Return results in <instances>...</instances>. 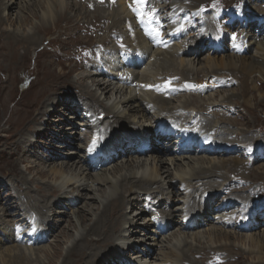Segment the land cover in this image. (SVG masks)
<instances>
[{
  "label": "bare ground",
  "instance_id": "obj_1",
  "mask_svg": "<svg viewBox=\"0 0 264 264\" xmlns=\"http://www.w3.org/2000/svg\"><path fill=\"white\" fill-rule=\"evenodd\" d=\"M76 1L78 2L79 0H75V1L72 0L71 3H69L67 7H65V0H48V3L46 5H43L42 3L35 1V2L31 3L30 5L25 6V10L29 11L30 7L33 9L34 8L42 9L43 14H42V20H41L40 27L45 29V27L49 24L48 22L51 20H54L52 18H54L56 16L61 17L63 15L62 11L65 8H67L66 10L70 11L71 17L63 16V18H62L63 20H61V21H63L64 24H61L62 22L60 21L61 23H59L55 28L59 27L60 29H64L65 33H67L66 32L67 30H73L75 32L77 30L78 26H77V23H75V24L71 23V22L75 21L74 19L76 17V16L74 17L72 15L73 14L77 15V14H79L78 12L83 11V10H86L85 14H88L87 8L90 10L89 7L85 8L82 4H79ZM87 1H91V0H85V3ZM117 1L119 3V6L117 7L116 11L112 12V14L111 13L109 15L105 14L106 9H103V6L101 5L100 1H98V8L99 9L93 11V12H96L97 16H99L101 19L110 20L111 22H112L111 19H113V23H112L113 27L110 28L111 32L109 31L108 38L104 39V40H106V42H105L106 44L101 43V44L96 45L97 47H100L102 49V50H100L101 52L104 50L102 61H104L105 64L102 61H100V62L97 61V58L95 60H93L92 62H90V64H88V65H85V63H83V66H84L83 69L85 72L83 74H81L79 80L78 79L77 80H70V83L68 82V83L63 84L64 82H62V84H59L62 86L65 85V86H69V87H71V86L76 87V88H78V90L80 89L79 97H77V98L74 97L73 95L70 96V95H66V94H59L58 89H60L62 86H57L56 83L50 84L49 80L46 78L45 74L41 75L42 73L37 71V69L40 70L39 67L41 66L39 64V61H38L39 57H42L43 53L45 52V49H43V46H42L44 41H45V36L49 35L51 33L52 29L50 31H47V32L44 31V34L42 36L36 35V33H31L30 35L26 34L24 36L15 34L14 32H12V34L0 33V58H3L5 60L8 59L11 62L17 61L19 58V52H18L19 49L18 48L21 46L23 47V49H27V51H28L27 54H29L32 50H34V52L37 56L36 60H35L36 68H34V69H33V67H32V69H27L24 67V68L15 69L11 73L0 71V101H7L9 103L10 109L12 111H14V110L17 111V118H18L17 122L22 121L24 123V125H20V123H19L17 131H15V133H12L9 135H6V133H4V135L0 134V147H2V145L5 144L6 149L8 150L7 161H11V159L13 157H15L16 152L13 149H16L17 152L21 151L20 152V154H22L21 162H23V163H24V160L29 158L27 155L31 154L32 150L48 149L49 151H51V153L47 157H44V155H42L43 157L38 156V165L41 164L44 166L45 164L48 163L49 165L48 164L47 165L49 168H50V166H52L50 171H51L52 175H54V177H61L67 171H73L74 170L75 172H78L79 177L81 178L80 180H78V182L72 181L73 179L71 181L70 180L66 181L65 183H62L64 185H62L60 187H51V186L45 184V187L41 190V188L36 186V190H35V189H33L32 183L28 179H25L24 173L19 168L21 165V162L19 163V161H18L17 170L19 172V175H16V176L12 175V177H13V181H15V183L17 184V187L19 189L18 193L19 194L21 193L20 195L18 194L19 195V202H21V203L16 204L14 202L16 204V207H15L13 205V203L10 204L7 201L5 203H2L0 201V212L2 213V214L0 213V250H1V252H2V250L5 249L4 247L7 246L5 249V252L3 251V253H1V255H0V264H2V263L3 264H32V262H37L38 264H42L41 263L42 259L37 254L38 251L44 250L43 249L44 246H42V244H40V243L45 242L47 244V242H48L47 238H49L46 236L47 233L53 235L54 233H56V231H57L56 229L59 227V226L55 225L54 220L56 217L54 218L55 215L52 217V213L60 214L59 216H61V217H64V216L67 217L68 213L61 211V210H57V209H59L63 205H66L67 203H69L68 204L69 206H71L74 203V198H66L68 196V193H72V192H70L71 190H69V192H68V189H71L74 187L77 189V191L81 190V192H84L87 190V187H88V185L86 187L84 184H89L88 180H91V179L95 180L94 182H92L93 184L100 181V179L98 180L99 176L91 175L90 173L85 171L83 169V167H86V169H88V171H92V170L96 169L95 164L103 162L104 158H107L110 156L114 157L113 155L115 154V152L119 153V154L125 152V154L128 156L127 158H129V154L133 153V151H135L136 148L139 147L138 144H142V145L148 144V137H146V139L143 138L139 141H136L135 139H129L128 137H131V135H134V133L146 131V128L149 126V124L151 125V121H153L155 119L156 120L153 122V125H155V128L158 127L159 123H162L163 121H165L164 120L165 117H168L169 115H172V116L177 115L179 112V109L182 107L180 104L171 103L172 101L176 102L174 100L170 99V100L165 101L160 96L159 97L150 96V95H153V93L151 92L150 89H153V91H154V88L157 86V84L155 83L156 79L159 81V79L162 78L164 81L166 80V82H168V83H170V82L174 83V82L181 81V79H184L182 76H184V77L187 76V78H185V80L189 79L188 76H190V75H188V74L193 73L191 71L192 67L189 68V67H183V66H185V65L189 66L188 64H186V61H187L186 58L190 57L192 53L194 55H197L200 52V49H201L200 47H204V45H206V43L203 44L205 36L207 38L210 37V39L213 41H215L220 34L226 35V37H227V34L225 32L217 33V29H216L217 26L214 25V23H212V17L213 16H211V18L209 16L210 19L208 21H203V22L202 21L198 22L200 20L199 18H197V21L194 20L195 17L194 18H188V19L192 20L193 23L195 22V25H197L198 27L206 26L207 27V34L205 36L201 35V39L196 38L194 40V42L192 44H190V47H184L182 50H177V48H174V47L169 49L173 53V56L170 57L169 59L165 58L164 61H166L167 63H169V65L172 66L173 62L175 61V56H177L178 58H179V56H181L182 57L180 59L181 64L179 65L181 67L178 66L179 68H177L176 70H170V68H166L165 65H160L159 67L162 69H157L158 66L156 68L155 67L156 64H152L153 61L150 62V60H152V58H153V57H151L152 54L156 55L159 52L160 46L157 45L153 39H151L150 37H148L144 33V31L142 30L141 24L137 22V19L133 14V12L135 10H138L139 7L142 8L143 5H141V4L147 0H139V2H138L139 5L136 6L131 11L128 10V6H127L129 4L128 0H117ZM170 1L172 2V0H169V2ZM179 1L180 0H173V3H170L171 5H168L169 4V2H168V4H166L167 6L161 7L160 12L163 14H168L169 12L173 11L175 5L181 4ZM189 1H192V0H189ZM198 1H200V0H197V2ZM209 1L210 0H208V2ZM193 4H195V3H193ZM191 6H194V5H190V7ZM248 8H249L248 15L250 16V18H249L250 23L246 27V31L252 30V29H258V31L261 30L262 27H256L257 23L254 20L255 19L254 16L258 15V14H259L258 18L264 16V9H262L260 7V8H258L259 13H258V10L256 13V10L251 5H249ZM7 9H9V11H12V9H13L12 5L11 6L9 5L8 0H0V24L2 22L15 23L14 19H12V18L10 19V14L7 17L3 16L4 12H6ZM236 11L237 10H235V12ZM120 12L127 14V16H118ZM188 12L192 13V15L193 14H195V16L197 15V13H195L192 10H189ZM59 13H60V15H58ZM253 14H254V16H253ZM192 15L189 14V16H192ZM18 19H19V17H18ZM24 19H25L24 21L27 22V21H29L30 18L25 17ZM99 21L102 22V20H99ZM257 22L261 23L262 26H264V20L259 19V20H257ZM116 24H119L120 26H122V31L118 30ZM245 26H246V23L244 22L242 27L245 28ZM100 27L102 28V25ZM107 27H109V26H107ZM174 27H176V26H172L171 28H174ZM101 28H100V30H101ZM47 30H49V29L47 28ZM193 30L194 29L191 26H189L185 30V33L189 34ZM262 31H263V28H262ZM94 35H96V34H94ZM39 36H41V37H39ZM256 37H257L256 34L251 33V31H249L247 33V35L243 34V36L241 37V40L243 43H246V45H249V48H251V45H257L258 44L255 41ZM50 38H52V37H50ZM120 38L124 42L123 44H127L130 48L135 46V44L138 45L136 47V49H138L140 51H141V48H140V45L138 44V42L140 40H142L144 43H146L145 38H147V40L149 41L147 44L148 45L150 44L149 48H151V52L149 54L141 51V52H143L142 57L144 58L145 61H144V63H142V65L141 64L137 65V63H139L140 60H137L136 63L134 62L136 65L134 66V64H132L133 71H131V73H130V75H131L130 78H127V79H124L122 76L117 74V72L120 73L119 70L129 69L128 66L127 67L125 66L126 64L124 63V57L123 56L120 57L119 55H120V52L125 53L126 56H134V55L130 54L129 50H126V49L123 50V48H117V49L116 48H110V44L113 41L116 42L117 44H119V47H120L121 45H120L119 40H118ZM259 38H263V36L262 37L260 36ZM249 40H252V41H249ZM10 41L13 43H11ZM254 41H255V43L253 44L252 42H254ZM239 42L241 43V41H239ZM193 44H195L196 47L192 48ZM257 46H259V49L257 51L258 53L256 55L251 54L249 57L245 56L246 54L249 53V51H248L249 49H248V50H245L244 52L243 51H237V52L235 51V54H236L235 56H230V57L221 56V57H215V58H207L206 61L209 64L210 70L207 73L206 72L204 73V71L202 72V74H204L202 80H204L205 78L208 79V77H210V76H212V77L218 76L219 71L220 72L221 71L229 72L228 77H232L230 79H234L235 81H240V82H242V85L244 86L243 97L245 100V105H244L245 108L252 106L251 97L248 94L250 91L249 86L254 83L253 76L256 73L257 74L259 73L262 76H264V44L260 43V45H257ZM89 48H91V47H89ZM92 49L94 50L93 47H92ZM236 49L237 48H235V50ZM154 50H156V51H154ZM163 54H165V53H162L161 55L157 54L155 56V58H158V56H164ZM70 56H71V54H70ZM91 56H92L91 50H87L84 53L83 57H91ZM108 56H109V58H108ZM107 58L108 59L118 58V59H121L122 61L120 63L116 62V65H115L113 63H109L108 60H106ZM21 60H24V57H22ZM51 63H52L53 67H58L54 62L51 61ZM102 65H103V67H102L103 69H106V71L108 70V71L112 72V73L108 72L110 75L116 73V75H111V76H113L111 81L117 79L119 82H124V84H127V85L137 83L140 87L144 84L146 86V89H148L151 93L150 92H146L147 94L142 93L143 97H145L147 99H148V97H150L153 99L152 100H149V99L146 100L145 98L139 97L135 91H129V90L127 91V89H125L126 90L124 93L125 96L123 98H121L120 101L117 102L116 105H114L111 108H108L107 106H105V104L103 103L101 98L105 97V100H108L107 95L110 94L111 92L113 93V91L115 90V87H114V83L106 80V79H108V76H110V75H107L106 73L104 74V72L102 70L100 71V66H102ZM154 67L156 69H154ZM61 68L65 69V70H69L65 66V64H62ZM143 68L147 69V71H143ZM151 68H153V69L151 70ZM139 69H141V70L139 71ZM73 71H74V69H70L69 73H72ZM163 71H166L167 73H164ZM172 71L173 72L178 71V72L171 74ZM126 73L127 72H125V75H126ZM193 74H195V73H193ZM46 75H47V72H46ZM48 75L49 76L51 75L50 71H48ZM195 75L198 77L199 73H196ZM157 76H161V77L158 79ZM238 76H239V78H238ZM5 77H9V81H7V82L3 81L2 79ZM101 77H107V78L100 80ZM87 78L97 79L94 81L95 87L97 88L96 89L97 92L91 93L89 90H87L88 88L86 89V87L83 86V83ZM121 78H123V79H121ZM24 82H30L29 88L24 92H20L19 86ZM79 84H82V85H79ZM129 89H130V87H129ZM123 90H124V88H122V89L119 88L116 93L122 95L124 92ZM236 90H237V88H236ZM142 91L143 90H141V92ZM164 92L166 93L167 91H164ZM99 94H100V96H99ZM162 94H164V93H162ZM175 99H178V98H175ZM150 101H154V103L156 105L151 106ZM167 101H169V103ZM194 103H195V100L185 99V105L188 108L182 107L183 111H190L191 110V112H195L196 110L193 107H191L194 105ZM2 105L3 104H0V119L3 120L5 118V112L6 111L4 112V109H2ZM121 105H122L123 109H125V110L121 111L118 109L119 106H121ZM209 107L220 108V109L222 108L220 106H213V105L209 106ZM209 107L202 112H197L198 114L203 116L204 122L210 121V119H211L209 117V112H210ZM233 107H235V106H233ZM255 108H256V106H255ZM153 109L156 110V114L152 115L151 111ZM248 109H250V108H248ZM55 110H57V111H55ZM80 111L83 113L86 112V113L92 114L93 115L92 117H98L102 113H105L106 114L105 119H109L110 122H107V124L104 123L103 127H100V124L96 123V125L93 128V126H91V125L82 123V120H84L86 117L78 115ZM205 111H207V112H205ZM235 111H237L236 108H235V110L232 109L231 112L228 109H225V108L223 109V112L227 115L229 113H230V115L235 114V113H233ZM213 112H215V111H213ZM94 113H98L97 116ZM166 113H167V116L165 115ZM211 113H212V111H211ZM224 113H223V115H224ZM81 115H83V114H81ZM180 115L184 116L186 114L181 113ZM190 115H191V113H190ZM46 117L49 119H46ZM51 117H53V118H51ZM55 117H57V118H55ZM66 117H67V120H66ZM173 119H175V118H173ZM185 120L186 121L190 120V117H185ZM66 122L69 124L68 128L63 127L64 123H66ZM214 122H216V121H214ZM234 123H236V122H234ZM238 123H240V122H238ZM217 124L218 125L215 124V126H213V128H216V131H217V132L215 131V133L218 134L219 140L221 138H222V140H225V142L228 144L229 149H231V148H233L235 150L237 149V150H239L237 152H240L243 150L242 147L244 146V144H247L250 147H252V146L256 147L258 144L262 145V143H263V142H261V139H262L261 135H260L261 136L260 138L259 137L257 138L256 136H252V137L249 136L248 137L246 135L238 134L237 135L238 139L241 136H243L242 139L240 138L241 142L236 141L237 139H235V138H234L235 140H229V138L231 136L236 135V132H233L232 129H229V127L226 126L225 122L217 123ZM115 125L117 127L118 126L131 127L133 130L130 128L132 131H129L126 129L125 130L119 129L120 131H116V130L114 131ZM89 126H91V128ZM237 128H239V127H237ZM83 129H84V131H83ZM100 129H102L101 134L103 132V134L106 137L108 136L107 131L112 132V135L109 134V137H110L109 140L111 142H110L109 146H106L105 153L103 155L99 154L96 157L95 163H92V162H90V158L87 156V154L85 155L84 153L81 152V148H82L81 145L83 142L88 147L91 143L90 141H91L92 135L96 132L94 130H100ZM65 131H71V132L66 133ZM151 131H153V129ZM79 135H81V138L83 139L82 142L78 140V139H80ZM33 138L44 139V142L43 141H41V142L35 141V140H33ZM194 138L195 137L191 138V136H189L188 140L193 142ZM127 139L130 141H128ZM171 139H173V138H171ZM149 140H151L152 145H154L157 143V141L162 142L166 139H164V137L162 136V137H157V138L152 137ZM55 143L64 144L65 150H68L69 148L73 147L72 152L66 151L67 154L74 157L72 164L66 163V162H62V163L58 164L56 162V160L61 158L58 156H61L62 154L60 152H58V150L57 151L55 150L56 148H58V149L60 148V147H57L55 145ZM175 143L176 142L173 141L172 144H175ZM42 144H44V145H42ZM238 144H241V146H238ZM86 146H85V148H86ZM162 148L163 147H161V146H155V148L153 149L154 153L152 155L145 154L146 156L139 155L138 150H136V152H134L139 160H142V159H144V157H147V158L151 159V161H152L151 163L153 164L150 169L149 168L146 169V171L144 172V175L141 177H138L136 174L135 175L121 174L122 168H120V167L115 168L114 172H116V175L121 174L120 177L117 175L119 178H117L116 181H114V182H112L108 179L104 181V182L110 181V188L109 189H111L110 190L111 195H109V197L107 198V201H106L107 203L106 202L100 203L99 206L89 205L92 207V210L94 211V213H96V216L94 218H92L91 220L88 219V217L86 215V211L84 209H81V211H79V214H78V222L80 223L84 232L80 235L79 240L74 241L73 244L71 246H69V248L66 250L65 253L63 252V249L60 245L55 246V252L54 253H52V251L45 252L46 259L48 260V262L46 264H58L60 259H62L60 264H96L95 258L96 259L99 258L100 255H101V258H99V259H102V261H103V262H101V264H130V263H127L126 261H122L120 259L121 257L124 258L125 257L124 255L129 256V254H126L127 253L126 250L124 251V249H126V248H124L125 246H122L123 248H121L119 245H118L119 247L115 245L116 244L115 239H117V242H119V240L122 242H124V240H126L125 233H128V230L123 231V229H122L123 222L126 221V214L125 213L127 212L128 207L133 206L134 203L139 201L140 194H141L140 192H144V191H145L144 192L145 197H147L149 195H150V197L153 195L155 196L152 201H157L158 206H161L164 202V201L163 202L161 201V197H164V196L165 197H171V195L173 196V195L179 193L177 200L172 201L173 206L170 207V211L168 213L169 220L167 222V228L177 224V227L178 228L180 227V230L193 231L194 229H197L198 226H201L203 221L207 222L209 224L210 223L211 224L221 223L225 229L226 228L232 229L233 232L223 231V229L222 230L220 229L219 231H215V232L211 233L210 236H214V237H216V236L225 237L226 236L228 238L233 237L236 239L242 238L244 240L246 239V241L249 242L250 244L259 243L261 245V243H264V230H263V232H261L259 234L256 233V234H251V235H246V234H243L241 232H238V231L251 232L252 229L257 228V225L260 221V217L256 218V216L264 215L262 210H259L257 207L253 211L254 214L257 213V215L253 217V220L256 221L255 222L256 224L247 223L244 225L243 224L238 225L236 222L234 223L233 221H231V222L224 221L226 219L225 214L229 213L230 210L232 211L231 213H235L236 211L241 209V202H245L244 200H246V198H247L246 196L250 197L251 195L255 194V188L254 189L253 188H246L245 190H243V192H244L243 194H245L243 197L245 199H243L241 197H238V199H240L241 201L234 199L232 192H229L228 189H229V187L236 185L237 189H239L241 191L242 181L236 179L237 174H236L235 178H233V179L228 177V176L225 177V175H224L225 172L223 174H220V173H222V171H226L227 167H229L228 165H226L225 161L219 160L218 165H217L216 161L214 162L212 159H206V158H201V159H199V161L202 160L200 162L201 166L205 165V164L207 166V164H210L212 166L211 171L205 173L199 164V167H201V168H199L200 169L199 171L201 172L202 175H197V176L196 175L195 176L189 175L188 176L186 174V171H183L182 169H178V171H177L178 174H176L173 178H170L171 174H169L168 171L165 169V167L162 166V164H164L165 159L163 157H161V154L162 155L165 153L167 155H169V153L174 154V151H173L174 147L169 148V149L168 148L162 149ZM242 152H244V153H242V155L245 156L246 152L244 150ZM220 154H224V153L212 154L209 156L215 155L217 158V156H219ZM132 156H130V157H132ZM237 161L238 160H233V162H237ZM247 161H249V160H247ZM247 161H244L243 158H241V160L239 162H237L235 164H231V165H233L235 169H238L240 167V165L245 166V163H247ZM255 161H256V159H255ZM136 162H137V160L131 158V161H127V163H129L127 166H130V168H133V165H135ZM35 166H37V165H35ZM30 167L32 168V165H30ZM192 168L193 167H191V170H192ZM243 168L244 167H242V170H244ZM189 169H190V167H189ZM43 171L44 170L42 168L38 170V172H40L41 175H45L43 173ZM199 171H196V173ZM252 171L255 172V169H253ZM192 172L193 171H191V173ZM235 172H231L230 174H234ZM240 174H239V176H240ZM6 176H9V175L7 174ZM244 176H243V178L245 179L246 182H248V181L252 182L250 184V187L252 185H254V183L257 182L254 179H250V177L247 178ZM84 178L85 179L89 178V179L85 180ZM221 179H224V181H223L224 183L223 184H216L217 181H221ZM203 180H205V181L202 185ZM101 181L103 182V180H101ZM225 181H227V182H225ZM127 183L132 184V186L129 190H125L122 187L123 184H127ZM177 184L179 185L177 187L178 191L175 192V188H176ZM65 187L67 190V192H66L67 194H65L64 197H61L63 189L65 190ZM148 187H150V188H148ZM10 188H11V186H10ZM202 188L208 190V193H206L205 196L203 195L199 198L198 193ZM153 189L155 191L152 194H148L149 192L151 193V191ZM226 190L228 191V194L227 193L221 194L222 192H225ZM180 191H182L183 193L185 192L187 195V198L190 199V201H191L188 215H191L193 217L192 219L196 221L197 227L192 228L191 226L184 224L182 220H180L178 222L176 220L177 214H174L173 219H172V211H174V210L178 211L179 209H181V206L174 208V203L179 202V199L185 198V197H181V195H183V194H181ZM220 194L223 195V196H221L220 199H222V201L226 199V201H229V203L228 204H223V203L221 204L220 203V204H215V206H214L215 198L220 197ZM235 195H237V194H235ZM83 196H86V195H83ZM22 198H24V200ZM25 198H26V200H25ZM54 198H56V199H54ZM203 198H205V200L207 199L204 204H203ZM188 199H186V200H188ZM197 200L199 202H197ZM196 204H198L200 207H198V205L196 207ZM263 204H264V201H263ZM232 208H233V210H232ZM14 209H16L20 213H22L21 219L9 220L8 216L11 215L10 211H12V210L14 211ZM248 209H249V207L246 206L243 209V212L247 213ZM262 209H264V205L262 206ZM16 210H15V212H17ZM43 211H46V212L44 213ZM55 211H57V213ZM233 211H235V212H233ZM48 213L51 214V217H49ZM141 214L142 213L138 214L137 217H139ZM218 215H222V217L220 218V216H218ZM232 215H235V214H232ZM32 218L34 221H36V223L40 229L37 230L35 228L33 230V233H32V228H34V227H31V230L27 229V230H30V232L25 231V232L20 233L19 234L20 236H18L16 229H18L19 231L25 230L26 227L30 226V221ZM51 218H53V220H51ZM147 219L148 218H144L143 221L147 222ZM88 223H90V224H88ZM189 223H190V221H189ZM135 224H136L135 221L127 220V222H126V225H129L130 227L134 226ZM148 224H150V223H148ZM124 225H125V223H124ZM14 229H15V231H14ZM198 229H199V227H198ZM144 231L149 232V233L153 232V231H150L148 228ZM140 232L141 231H139V230H134V231H132V234L135 233L138 235V234H140ZM52 235H51V237H52ZM21 236L24 238L23 240L28 239L27 243H31V244L33 243V245H36L37 247L34 246L35 248L30 249V248H27L28 246L27 247H22V245L14 246L16 243L19 242ZM63 237L69 238V235L64 233ZM154 237H156V236H154ZM88 238H91V240L90 241L88 240V242L85 243ZM148 239H151V237L148 236ZM187 243H188L187 241H184L183 244L187 245ZM37 244H40V245H37ZM190 249H192V248H190ZM136 250H137L136 246L133 248L128 246V248H127V251L130 253H134ZM30 252L33 253L32 256H35V258L30 256ZM221 252H223V251L220 250L219 248L216 250V253H221ZM150 253H149V251H147V252H145L144 255H142V254L141 255H142V257H144V256L150 257V256H152V255H150ZM235 254L239 255L237 253H235ZM72 255H78V257L74 258V259L78 260V262H74L71 259ZM139 255L140 254H134L132 257L135 258V257H138ZM240 259L241 260L245 259L243 253L240 254ZM179 260L181 262L182 261H189V258L187 256L183 255L182 257H180ZM89 261H91V262L89 263ZM165 262H168V261H165ZM195 262H196V260H195ZM205 263L206 264H226L223 261L222 255L221 254H215V253L208 255L206 257ZM150 264H152V263H150ZM153 264H157V263L155 262Z\"/></svg>",
  "mask_w": 264,
  "mask_h": 264
},
{
  "label": "rangeland",
  "instance_id": "obj_2",
  "mask_svg": "<svg viewBox=\"0 0 264 264\" xmlns=\"http://www.w3.org/2000/svg\"><path fill=\"white\" fill-rule=\"evenodd\" d=\"M35 1H38V2L42 3L43 5H46L48 3V0H43V1L42 0H8L9 5L10 6L12 5L13 9H12V11H9V9H7V11L4 12L3 16L7 17L10 14V19L11 18L14 19L15 23L2 22L0 24V33L12 34V32H14L15 34L22 35V36H24L26 34L30 35L31 33H36V35L42 36L44 34V31L47 32V31H50L52 29L51 33L49 35L45 36V41L42 45L43 49H45V52L43 53L42 57H39L38 61H39V64L41 66L39 67L40 70L37 69V71L41 72L42 73L41 75L45 74V76L49 80L50 84L56 83L57 86H62V85H59V84H62V82H64L63 84H65L68 82L70 83V80H77V79L79 80L81 74H83L85 72L83 69L84 68L83 63H82V61H80L82 59L81 52L85 49H90L89 47L95 48V47H97V46H95L97 44H101V43L106 44L105 43L106 40H104V39L108 38V36H109L110 28L113 27V25H112L113 19L110 18L112 20V22L110 20L101 19L99 16H97L96 12L89 10L85 4H82L85 8H87L88 14H85L86 10L78 12L79 14H77V15L73 14L72 16H74V17L76 16V17L74 19L75 21L71 22V23H73V24L77 23L78 28L75 32L73 30H67L66 31L67 33H65L64 29H60L59 27L55 28L61 22H62L61 24H64L63 21H61V20H63L62 19L63 16L71 17L70 11L69 10L67 11L66 10L67 8H65V7H67L68 4L71 3L72 0H65V7H64L65 9L62 11L63 15L61 17L56 16V17L52 18L54 20H51L48 22L49 24L45 27V29H46L45 30L44 28L40 27L41 20H42V14H43L42 9H37V8L33 9L30 7L29 11L25 10V6L30 5L31 3L35 2ZM73 1H75V0H73ZM168 2H169V0H151V3L157 9H161V7L167 6L166 4H168ZM179 2L181 3L180 5H175L173 11H171L167 15H165L166 18L168 19V21L173 22L172 26H176L174 28H171V30H175L174 33H181V32L185 33V30L189 26H191L194 30L188 34V37L186 39L179 42L182 44L176 45L174 42L172 43L170 48L174 47V48H177V50H182L184 47H190V44H192L196 38L201 39V35L205 36L207 34V27L206 26L198 27L197 25H195V22L193 23L192 20L188 19V18H194L195 17V14L192 15V13H189L188 11L189 10H199V7L201 4H202L201 7H203V10L207 9V8L210 9L208 11V17L212 16L209 13L214 14L215 11H217L218 13H226V14H224L225 17L226 16L230 17L232 14H236L237 12H239L237 15H240L241 12L246 7H249V5H251L256 10V13H257L258 8L261 7L262 9H264V0H259L256 2H252V0H210L209 2H208V0H203V1L200 0L198 2H197V0H192V1L180 0ZM145 3H146V1H144L141 5H144ZM170 3H173V0H172V2L170 1L168 5H171ZM193 3H195V4H193ZM190 5H194V6L190 7ZM118 6H119V3L117 4V7ZM140 8L141 7H139V9ZM235 10H237V11L235 12ZM113 11H116V9H113L112 11H108V12L105 10V14L106 15H109L110 13L112 14ZM134 12H133V14H134ZM258 13H259V10H258ZM183 14L185 16V19L182 16ZM189 14H191L192 16H189ZM58 15H60V13ZM258 15H255V16L258 17ZM118 16H127V14L120 12ZM134 16H135V14H134ZM18 17H19V19H18ZM25 17L26 18L29 17L30 18L29 21L25 22L24 21ZM99 20H102V22ZM194 20L197 21V18H194ZM94 22H97L95 24L96 27L98 25H102V31L96 35H94L95 33L94 34L92 33V30L86 28V25L93 24ZM107 26H109V27H107ZM116 26H117L119 31H122V26H120L119 24H116ZM47 28L49 30H47ZM236 30H237V28H236ZM236 30H234L235 32L232 31V33H230V35H232V36L238 35ZM254 34H256V32H254ZM256 35H258V34H256ZM41 36H39V37H41ZM50 37H52V38H50ZM189 37H190V39H189ZM220 37H221V35H219L217 37V39L215 41H213L210 39V37L207 38L205 36L203 44L206 43V45H204V47H200L201 48L200 52L197 55H194L192 53L190 57L186 58L187 59L186 64H188L189 66L185 65L183 67H189V68L192 67L191 71L195 74L199 73L198 77L195 74L191 73V74H188V75H190V76H188L189 79L185 80V78H187V76L186 77L182 76L184 79H181V81H178V82H174V84H175V86L179 85L178 89L180 91H184V92L187 91L186 88L181 86L182 83H184V82H189L192 84L197 83V82H201L205 86H208V87H212L214 85H217V86L223 85L222 87H220L219 89L214 90L212 92H208L204 96H202V95L201 96H194V95L190 96L187 93L183 92L184 95L183 94H177L176 96H174V97L171 96V98H169L165 94H159L158 91L155 90V88L157 87L156 86L154 88V91H153V89H150L151 92L153 93V95H150V96H152V97H159L160 96L165 101L170 100V99L174 100L176 102L172 101L171 103L180 104L184 108H188L185 105V99L195 100L194 105L191 107H193L196 110V112H202V111L206 110L209 106H212V105L213 106H220V107H222L221 109L220 108H216V110L213 109V111H215V112H212V113H211L212 108L209 109L210 110L209 115L210 114H212V115L209 116L211 119H210V121H208V124L211 123L209 125L211 128H213V126H215V124L218 125L217 123L225 122L226 126L229 127V129H232L233 132H236V135L231 136L229 138V140L237 139L236 141H240L243 136L240 137L241 139L240 138L238 139L237 138L238 134L246 135L248 137L249 136L250 137L256 136L257 138L258 137L260 138L262 136L261 142H263L262 144H264V80H263L264 76H262L259 73L258 74L256 73L253 76L254 83L249 86L250 91L248 93L249 96L251 97L252 106L246 107V108L244 106L245 100L243 97L244 86L242 85V82L235 81L234 79H230L232 77H228L229 72H227V71H221L220 72L219 71L218 76H213V77L210 76V77H208V79L205 78L206 80H204V81L202 80L203 76H204V74H202V72L204 71V73L205 72L207 73L210 70L209 64L206 61L207 58H215V57H221V56L230 57V56L236 55L235 53H233V51H231V50H233L232 46H231V50L228 49L230 51H227L226 49H224L223 42L221 41L222 39H220ZM227 38L230 41H233L232 39H230L228 34H227ZM145 39H146V43H144L142 40H140L138 42V44L140 45L141 51L149 54L151 52V48H149V45L147 44L149 42L147 40V38H145ZM223 40L225 41V39H223ZM249 41H252V40H249ZM255 41L258 43L257 45H260V43L264 44V36H263V38H259L258 40L256 37ZM255 41L252 43L254 44ZM11 43H13V42H11ZM257 45H251V48H249V45H247V50L249 49L248 50L249 53L246 54L245 56L249 57L251 54L256 55L258 53L257 51L259 49V46H257ZM193 47H196V45L193 44L192 48ZM110 48H116L117 49L120 47H119V44H117L116 42L113 41L110 44ZM170 48H168L167 50H165V49L163 50L161 48L159 49V52L157 54L161 55L162 53H165V54H163L164 56H158V58H155V56L157 54L151 55V57H153V58H152V60H150V62L153 61L152 64H156L155 67L157 68V66H158L157 69H162L159 67L160 65H165L166 68H170V70H176L177 68L181 67V66H179L181 64L180 63L181 62L180 59L182 58L181 56H179V58L177 56H175V61L173 62L172 66L169 65V63H167L166 61H164L165 58L169 59L170 57L173 56V53L169 50ZM228 48H230V47H228ZM18 49H19V51H18L19 52V58L17 61L11 62L8 59L5 60L3 58H0V69H1L0 71L11 73L13 70L19 69V68H24V67L27 69H32V67H33V69L36 68L35 60H36L37 56H36L34 50H32L29 54H27L28 53L27 49H23L22 46L19 47ZM129 49H130V47H129ZM154 51H156V50H154ZM129 52H130V50H129ZM70 54H71V56H70ZM130 54H132L134 56L136 55L135 51H133V53L130 52ZM22 57H24V60H21ZM108 58H109V56H108ZM108 58L106 60H108L109 63H113L115 65H116V62L120 63L122 61L121 59H118V58H114V59H108ZM51 61L54 62L59 68L53 67ZM62 64H65V66L69 70L74 69V71L72 73H69V70L62 69L61 68ZM85 65H88V64L85 63ZM155 67H154V69H156ZM152 69L153 68H151V70ZM140 70L141 69H139V71ZM48 71H50V74H51L50 76L48 75ZM119 71H120V73L117 72V74L122 76L124 79H127V78H130V76H131L130 73H131V71H133V68L129 67V69H122ZM143 71H147V69L143 68ZM46 72H47V75H46ZM125 72H127L126 75H125ZM163 72L167 73L166 71H163ZM176 72H178V71H175V72L172 71L171 74L176 73ZM110 73H112V72H110ZM104 74H105V72H104ZM106 74L110 75L109 73H106ZM111 75H116V73L111 74ZM160 77L161 76H157L158 79ZM104 78H107V77H101L100 80H102ZM111 78H113V77H111ZM238 78H239V76H238ZM2 80L7 82V81H9V77H5ZM95 80H97V79L87 78L84 81V83L82 81L81 82L83 83V86L86 87V89L88 88L87 90H89L91 93H95V92H97V90H96L97 88L95 87V83H94ZM106 80L111 81L110 79H106ZM159 81L156 79L155 83L157 85L158 84L163 85V84L167 83L166 80L164 81L162 78H160ZM111 82L114 83L115 90L113 91V93L111 92L110 94L107 95L108 100H105V97L101 98V100L103 101L105 106H107L108 108H111L114 105H116L117 102H119L120 99L125 96V94H124L126 91L125 89H127V91L128 90L129 91H135L138 94V96L142 97V98H145V97H143L142 93L147 94L146 92H150L148 89H146V86L144 84L140 87L137 83L127 85V84H124V82H119L117 80H112ZM29 83L30 82L22 83L19 86L20 92L26 91L29 88ZM79 85H82V84H79ZM62 87L60 89H58L59 94H66V95H70V96L73 95L76 98L79 97L80 89L78 90V88H76V87H72V86L69 87V86H65V85H63ZM129 87H130V89H129ZM119 88L120 89L124 88L123 94L121 93L123 96L116 93ZM236 88H237V90H236ZM141 90H143V91L141 92ZM99 96H100V94H99ZM175 98H178V99H175ZM145 99L146 100H148V99L152 100L153 98L148 97V99L147 98H145ZM0 102H1L0 104H3L2 109H4V112L6 111L5 112V118L3 120L0 119V134L4 135V133H6V135H9V134L15 133V131H17L19 123H20V125H24V123L22 121L17 122V119H18L17 118V111H15V110L12 111L10 109L9 103L7 101H0ZM167 102L169 103V101H167ZM150 104H151V106L156 105L154 103V101H150ZM232 105L235 107H233ZM255 106H256V108H255ZM121 107H122V105L119 106L118 109L121 111L125 110V109H123V107L122 108ZM182 107L180 108V110H181L180 113L188 112V111H183ZM224 108L228 109L230 111L232 109L235 110V108H236L237 111L233 112L235 114H232L230 116V114L227 115L223 112ZM248 108H250V109H248ZM55 111H57V110H55ZM205 112H207V111H205ZM223 113H224V115H223ZM81 114H83V112L80 111L78 115L83 116ZM95 114L97 115L98 113H95ZM151 114L152 115L156 114V110L153 109L151 111ZM105 116H106V114H105ZM51 118H53V117H51ZM55 118H57V117H55ZM46 119H49V118L46 117ZM66 120H67V117H66ZM155 120L151 121V125H153V122ZM214 121H216V122H214ZM107 122H110V120L104 119V120H99V121L97 120L96 121L97 124H100V127H103L104 123L107 124ZM234 122H236V123H234ZM238 122H240V123H238ZM82 123L88 124L91 122L87 123L86 119H84V120H82ZM68 126H69V124L67 122L64 123V125H63L64 128H68ZM91 126H93V125L91 124ZM237 127H239V128H237ZM93 128H94V126H93ZM130 128L131 127L118 126L117 130H119V129L125 130L126 129L129 131H132L133 129L131 128L132 129L131 130ZM65 132L70 133L71 131H65ZM94 134H96V132ZM79 136H80V139H78V140L82 142L83 139L81 138V135H79ZM33 140L39 141V142H41V141L44 142V139H41V138H38V139L33 138ZM166 141L167 140H164L162 142L165 143ZM222 141H223V144H227L225 142V140H222ZM172 143H173V141L169 142V144H171V146H173L174 150H175V146ZM42 145H44V144H42ZM55 145L57 147H60L59 149L56 148L55 150L56 151L58 150V152H60L62 154L61 156H58L61 158L56 160V162L58 164H60L62 162L72 164L74 157L67 154L66 151L72 152L73 147L69 148L68 150H65L64 144L55 143ZM244 145H247V144H244ZM81 146H82L81 152L86 155V150H85L87 148L86 144L82 142ZM85 146H86V148H85ZM238 146H241V144H238ZM167 148L169 149L172 147H167ZM162 149H165V148L163 147ZM262 149H263L262 151L264 152V145H262ZM13 150L16 152L15 157H13L11 159V161H7L8 150L6 149V145L4 144V145H2V147H0V201L2 203H5L6 201L10 204L13 203V205L16 207L17 203H19V204L21 203V202H19V195L21 193L20 194L18 193L19 189H18L15 181H13L12 175H14V176L19 175V172L17 170V165H18V161L20 163L22 160V154H20L21 151L17 152L16 149H13ZM243 150H245V149H243ZM237 151H239V150L233 149L231 152H227L226 155H220V156H217V158L215 155L210 156V157H209V155L206 156V155H196V154L177 155V154H175V151H174V154H172V153H169V155H167L166 153L163 155L161 154V157H163L165 159L164 164H162V166L165 167V169L168 171L169 174H171L170 178H173L176 174H178V172H177L178 169H182L183 171H186V174L188 176L189 175H192V176L193 175L194 176L195 175L196 176L202 175L201 172L199 171L200 170L199 168H201V167L205 173L211 171L212 166L210 164H207V166H206V164L201 166L200 162L202 160L199 161V159H201V158L212 159L214 162L216 161L217 165H218L219 160L225 161L226 165H228L229 167H227L226 171H222V173H220V174H223L225 172V174H224L225 177L228 176L232 179L235 178V176L237 174L236 179L242 181L241 191L239 189H237L236 185L229 187L228 190H229V192H232L233 198L237 199L238 201H241L240 199H238V197L245 199L243 197L245 195V194H243L244 193L243 190H245L246 188H253V189L255 188V194L251 195L250 197L246 196L247 198L244 201H246L247 203H250V204H251L250 201H254V200H256L257 203H258V200H261L263 202L264 201V154L262 156H259L258 158H256V161H255L253 154H250L248 152L249 155L247 156V152H246L245 153L246 155L244 156V155H242V153H244V152H242V151L237 152ZM262 151H260V154L262 153ZM50 153H51V151H49L48 149L32 150V152H31L32 155L31 154L27 155L29 158L26 157L27 159L24 160V163L21 162V165L19 168L24 173L25 179H28L32 183L33 189L36 190V186H37V187L41 188V190H42L45 187V184H47L51 187H60V186L64 185L62 183H65L66 181H69V180L71 181L73 179L72 181L78 182V180L81 179L79 177L78 172H75L74 170L73 171H67L61 177H54V175H52V173L50 171L52 166H50V168H49L48 163H47L48 165L47 164L44 165L45 167L41 164L38 165V156L43 157L42 155H44V157H47ZM119 155L121 156L123 154L121 153ZM130 156H132V153L129 154V158H127L128 157L127 155H126V158L125 157L119 158V159L116 158L118 160H116L114 158L115 161L111 162V164L110 163L105 164V166H107V165H110V166L105 168L106 170H103L100 172L88 171V169H86V167H83V169L85 171H87L88 173H90L91 175L99 176L98 180L100 179V181L93 184L92 182H94L95 180H93V179L88 180L89 184H84L86 187L88 185L87 190L84 192H81V190L77 191V189L74 187L71 189H68V192H69V190H71L70 192H72V193H68V196L66 198H74V203L71 206H69L68 205L69 203H67L66 205H63L62 207L57 209V210H61V211L68 213L67 217H65V216L61 217V216H59L60 214L52 213V217L54 215H55L54 218L56 217L54 220V223H55V225H57L59 227L56 229L57 231L53 235L49 234V233H47V235H46L44 233L47 237H49V238H47L48 242H47V244L45 242L40 243V244H42V246H44V248H43L44 250L37 252V254L42 259L41 260L42 264H46L48 262V260L46 259L45 252L52 251V253H54L55 252V246L60 245L63 249V252L65 253L66 250L69 248V246H71L73 244L74 241L79 240L80 235L84 232L83 228L81 227L80 223L78 222L79 211H81V209H84L86 211V215H87L88 219L91 220L92 218H94L96 216V213H94V211L92 210V207L89 205L99 206L100 203H105L107 201V198L109 197V195H111L110 194L111 189H109L110 188V181H112V182L116 181V179L119 178L121 174H124V175L125 174H129V175L130 174L131 175L136 174L138 177H141L144 175V172L146 171V169H148V168L150 169L151 166L153 165L151 163L152 161L150 158L144 157V159L139 160L137 157H135V155H133L132 157H130ZM131 158L137 160L136 164L133 165V168H130V166H127L129 164V163H127V161H131ZM241 158H243L244 161H247V160H249V161H247V163H245V166L240 165V167L238 169H235L234 166L231 164H235V163L239 162L241 160ZM233 160H238V161L233 162ZM199 164L201 167H199ZM30 165H32V168L30 167ZM35 165H37V166H35ZM188 166L190 167V169ZM241 166L244 167L243 168L244 170H242ZM117 167L122 168L121 174H119V175L117 174L119 177L116 175V172H114L115 168H117ZM191 167H193L192 170H191ZM41 168L45 171V172L43 171V173L45 175H41V173L38 172V170ZM253 169H255V172L252 171ZM190 170L193 172L191 173ZM196 171H199V172L196 173ZM231 172H235V173L230 174ZM7 174L9 176H6ZM239 174H240V176H239ZM243 176L247 177V178L250 177V179H254L257 182L254 183V185H252L250 187V184L252 182L251 181L246 182L245 179L243 178ZM87 179H89V178H87ZM87 179H85V180H87ZM107 179L110 181L104 182ZM101 180H103L104 183ZM204 181L205 180L202 181V185H203ZM223 181H224V179H221V181H217L216 184H223L224 183ZM225 182H227V181H225ZM10 186H11V188H10ZM131 186H132V184H128V183L122 185V187L125 190H129L131 188ZM178 186L179 185L177 184L176 188H175V192L178 191V188H177ZM148 188H150V187H148ZM154 191L155 190L153 189L151 191V193L149 192L148 194H152ZM66 192H67V190L65 187V190L63 189L61 197H64L65 194H67ZM144 192H140L141 194H140L139 201L134 203L133 206L128 207V210L125 213L126 214V221L123 222L122 229H123V231L128 230V233H125L126 240H124V242H122L120 240H119V242H117V239H115V241H116L115 245L116 246L119 245L121 248H123L122 246H125L124 248H126V249H124V251L126 250V252H127L126 254H129V256L124 255L125 256L124 258L121 257L120 259L122 261H126L127 263H130V264H150V263L153 264L155 262L157 264H206L205 263L206 257L208 255H211L212 253H215V254L223 255V261L226 264H264V243H261V245L259 243L250 244L249 242L246 241V239L244 240L242 238L236 239L233 237L228 238L226 236L225 237L210 236L211 233H213L215 231H219L220 229L221 230L223 229V231L233 232L232 229H227V228L225 229L221 223H217V224H215V223L211 224L210 223L209 224V223L203 221L201 226H198L199 229L197 227V229H194L193 231L180 230V227L178 228L177 224L174 226H171L169 228H167V225H166V228H167L166 232L161 233L152 224V223H155V221L152 220V222H151V219L154 218V216L153 215L150 216V214L147 213L142 207L143 200L145 198ZM180 192H181V194H183V195H181V197H185V198L179 199V202L174 203V208L181 206V209H179L178 211H175V210L172 211V219H173V215L177 214L176 220L178 222L180 220L183 221V219L185 217L183 215V213L188 212V214H189V208H190V204H191V201H190V199L187 198L186 193L185 192L183 193L182 191H180ZM206 193H208V190L202 188L198 193V197L200 198L203 195L205 196ZM223 193L228 194V191L226 190L225 192H222L221 194H223ZM178 194H175L173 196L171 195V197H165V196L161 197V201L162 202L164 201V202L161 205V207L157 206L160 214H164L165 216H167V218H166L167 222L169 220L168 213L170 211V210H167V207L173 206L172 201L177 200ZM221 194H220V197L215 198L214 206H215V204H220V203L222 204L223 203L224 200L222 201V199H220L221 196H223ZM235 194H237V195H235ZM83 195H86V196H83ZM154 197H155L154 195L151 196V199L153 200ZM22 199L24 200V198H22ZM54 199H56V198H54ZM186 199H188V200H186ZM25 200H26V198H25ZM206 200H205V198H203V204L205 203ZM197 202H199V201L197 200ZM197 205L198 204H196V207H197ZM198 207H200V206L198 205ZM15 210L16 209H14V211L13 210L10 211L11 215L8 216L9 220H15V219L18 220V219L22 218V213H20L18 210H16L17 212H15ZM46 211H43V212L45 213ZM55 212L57 213V211H55ZM262 212L264 213V209H262ZM140 213H142V214L139 217H137L138 214H140ZM48 214H49V217H51V214L50 213H48ZM218 216L222 217V215H218ZM262 216H264V215H262ZM262 216H260L259 223L257 222L258 223L257 228L252 229L251 232H246V231H243V232L238 231V232H241V233L246 234V235H251V234H256V233L259 234V233L263 232V230H264V218L262 219ZM144 218H148L147 222L143 221ZM256 218H259V216H256ZM51 220H53V218H51ZM127 220L135 221L136 224L134 226L130 227L129 225H126ZM124 223H125V225H124ZM148 223H150V224H148ZM34 224H37V223L32 218L30 221L29 227H26V229L23 231H19L18 229H16V232L18 234L16 232L15 233L18 236H20L19 234L22 232H25V231L30 232L31 227H34L33 226ZM88 224H90V223H88ZM147 228L153 232L149 233V232L144 231ZM27 229H30V230H27ZM34 229L35 228H32V233H33ZM134 230H139L141 232L138 235L135 233L132 234V231H134ZM14 231H15V229H14ZM64 233L69 235V238H64L63 237ZM51 235H52V237H51ZM148 236H150L151 239H148ZM154 236H156V237H154ZM23 239L24 238L21 236L19 242L16 243L14 246H20V245H22V247L28 246L27 248H30V249L37 247L36 245H33V243L32 244L27 243L28 239H25V240H23ZM88 240L90 241L91 238H88L85 243H87ZM184 241L188 242L187 245L183 244ZM40 244H37V245H40ZM128 246H130L131 248L136 246L137 250L134 253H130L127 251ZM6 247L7 246H5L4 248L6 249ZM190 248H192V249H190ZM218 248L220 250H222L223 252L216 253V250ZM5 249L2 250V252L0 250V255H1V253H3V251L5 252ZM147 251H149V253L151 252L150 255H152V256L142 257V255H144L145 252H147ZM235 253H237L239 255H236ZM241 253H243L244 257H245V259H243V260L240 259ZM134 254H140V255L138 257L133 258L132 256ZM32 255H33V253L30 252V256H32ZM183 255L187 256L189 258V261H182L181 262L179 259ZM32 257L35 258V256H32ZM75 257H78V255H72L71 259L74 262H78V260L74 259ZM99 258H101V255L99 256ZM99 258H97V259L95 258L96 264H99V263L101 264V262H103L102 259H99ZM195 260H196V262H195ZM61 261H62V259L59 260L58 264H60ZM165 261H168V262H165ZM90 262L91 261H89V263ZM32 264H38V263L32 262Z\"/></svg>",
  "mask_w": 264,
  "mask_h": 264
}]
</instances>
